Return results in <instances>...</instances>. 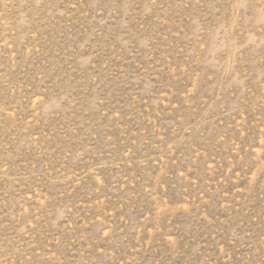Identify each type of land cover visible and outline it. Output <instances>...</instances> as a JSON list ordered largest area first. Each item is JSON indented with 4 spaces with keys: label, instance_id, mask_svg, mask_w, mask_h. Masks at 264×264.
<instances>
[{
    "label": "rangeland",
    "instance_id": "obj_1",
    "mask_svg": "<svg viewBox=\"0 0 264 264\" xmlns=\"http://www.w3.org/2000/svg\"><path fill=\"white\" fill-rule=\"evenodd\" d=\"M0 264H264V0H0Z\"/></svg>",
    "mask_w": 264,
    "mask_h": 264
}]
</instances>
